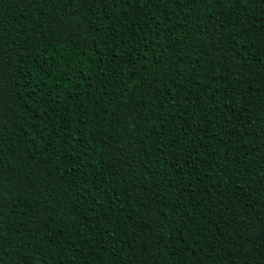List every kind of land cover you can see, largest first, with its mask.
Wrapping results in <instances>:
<instances>
[{
  "label": "trees",
  "instance_id": "trees-1",
  "mask_svg": "<svg viewBox=\"0 0 264 264\" xmlns=\"http://www.w3.org/2000/svg\"><path fill=\"white\" fill-rule=\"evenodd\" d=\"M0 264H264V0H0Z\"/></svg>",
  "mask_w": 264,
  "mask_h": 264
}]
</instances>
